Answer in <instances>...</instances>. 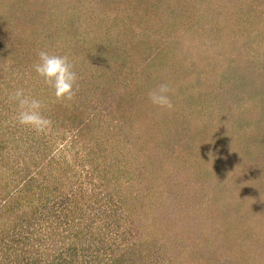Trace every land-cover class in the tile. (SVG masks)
I'll use <instances>...</instances> for the list:
<instances>
[{
  "label": "trees",
  "instance_id": "obj_1",
  "mask_svg": "<svg viewBox=\"0 0 264 264\" xmlns=\"http://www.w3.org/2000/svg\"><path fill=\"white\" fill-rule=\"evenodd\" d=\"M3 2L0 264H218L222 254L240 264L239 223L230 209L215 215L226 185L211 178L264 154L255 130L264 123V70L255 77L264 52L252 65L232 57L256 52L252 33L264 41L261 15L251 27L237 17L264 10V0L30 1L39 10ZM45 48L68 55L79 75L69 104L32 69ZM161 82L171 110L147 98ZM16 88L42 101L46 133L11 122ZM174 198H185L179 215L191 234L180 244L160 220L175 214Z\"/></svg>",
  "mask_w": 264,
  "mask_h": 264
},
{
  "label": "rangeland",
  "instance_id": "obj_2",
  "mask_svg": "<svg viewBox=\"0 0 264 264\" xmlns=\"http://www.w3.org/2000/svg\"><path fill=\"white\" fill-rule=\"evenodd\" d=\"M25 1L27 2V4L25 3ZM30 1L32 0H19V3L24 4V6H26L29 9H33V8H35L36 10L40 9V6H41L40 4L33 5L34 3L32 4V2ZM35 1L40 2L43 0H35ZM3 3H6V0H4ZM238 3L239 2L237 1L235 4L238 6ZM243 4L245 5V3ZM261 8L263 7H260L259 9ZM5 11H6L5 8L0 5V27L4 26V28H5V25L7 24V21H5L7 19L5 18V16H3L6 14ZM235 11L236 10L233 9L234 13ZM255 12L261 15L262 18L264 19V10L261 11L255 8L248 9L247 7L245 9H242L241 12L238 11V14L239 13L241 14L240 15L237 14V17L242 22L246 21L245 27H251V26H254L257 22ZM246 29L249 32L250 28H246ZM5 30L6 31L4 32L8 37L10 36L11 38L17 37L15 33L16 30H14L12 33L9 32V30L7 31V28ZM256 38H258V36L252 33V36H250V40L252 42L251 44H249L250 49L251 50L255 49L256 52L253 50V53L250 54L248 50L245 51V49L239 48V50L235 51L234 54H232V57H235L236 59H238L237 62H239V60L243 61V59H247L249 62L251 61L250 62L251 65L254 64L255 61L257 60H262L260 59L261 57L259 53L264 52V41L260 39L252 40ZM257 63H258V66L260 65V67L258 68V70L255 69V72H256L255 77L259 74L258 72H260L261 69L264 70V68L262 67L264 66L263 65L264 63L262 62L260 63L257 62ZM252 72L253 70H251L250 75L252 74ZM262 79L264 80V78ZM256 94H257V91H256ZM257 115H258V110H251V114L249 115V117L250 119L256 118ZM254 124L255 123H253L252 125ZM258 125L255 127V130L259 131L258 132L259 135L262 134L264 136V132L262 133V129L264 128V123H262L261 126L260 124ZM220 138L221 140L224 141V144L226 146L227 145L229 146V144H232V140L228 139L227 135H222ZM255 154L256 152L253 153V156H255ZM262 156H260L259 160H257L258 163L257 162L253 163L251 162L252 160H250L249 162H245V164L235 163L234 169H233L234 166L229 165L228 169L230 171L227 174H225L224 171H221L222 167L220 166L221 168L220 175H218L217 179L215 177L211 178V180L213 181L221 180V182L225 183L226 185L225 190H223L224 193L220 197L221 199L220 204H218L217 202L214 203L215 209H216L215 215H220L224 211H226V209L227 210L230 209L228 212L226 211L225 213L227 214L228 217L234 220L236 224L239 223L238 228H237L238 229L237 232L239 236L237 248H239L238 253L240 256L239 260L241 261L240 264H264V193H262V191H264V154ZM214 174L215 172L213 173L212 171V174L210 176H214ZM247 177L250 180L246 179ZM184 186L190 188L189 185H184ZM258 190H259V194H257ZM198 192L200 196L201 192L199 190ZM212 196H215V195H212ZM173 200L171 201L175 204V210L177 213L174 211L175 214H173L172 217L169 215L166 216L165 213H163L162 215H164L165 218L161 216L160 220L162 219L168 220V218L175 219V221H172V224H168V225H167L168 221L164 220L166 221V223L165 222L163 223L165 224V229L163 230V233L168 234V235L169 234L178 235L179 240L177 243L180 244L179 242H185L188 238H190L191 234L188 232V230H185L186 227L184 228L183 219L185 217L179 215L181 206L183 207L184 205L185 198H182V199L174 198ZM171 201H168V205L171 203ZM166 206L167 204L163 205V207H165L163 208L164 211H167ZM254 230L255 232H252ZM257 231H259V234L262 235L263 240L260 238L258 241H255V239L257 238L256 237ZM243 238H245V240H243ZM219 245L221 244H215V246H218V247ZM179 247H181V245ZM221 257H222V260L218 264H233L232 261L229 262L226 260L225 255L222 254ZM210 261L211 260H209V262Z\"/></svg>",
  "mask_w": 264,
  "mask_h": 264
},
{
  "label": "clouds",
  "instance_id": "obj_3",
  "mask_svg": "<svg viewBox=\"0 0 264 264\" xmlns=\"http://www.w3.org/2000/svg\"><path fill=\"white\" fill-rule=\"evenodd\" d=\"M32 69L52 90L56 102L69 104L75 100L79 91V75L68 55L41 49ZM171 92L170 86L161 82L148 91L147 98L158 110H171L174 107ZM8 100L16 106L15 115L11 118L14 125L26 127L37 135L46 133L51 127L52 121L44 114L42 101L26 93L23 88L9 93Z\"/></svg>",
  "mask_w": 264,
  "mask_h": 264
}]
</instances>
